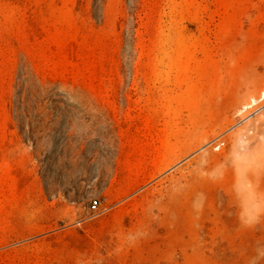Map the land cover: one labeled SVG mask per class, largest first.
<instances>
[{"label":"rangeland","instance_id":"374dc122","mask_svg":"<svg viewBox=\"0 0 264 264\" xmlns=\"http://www.w3.org/2000/svg\"><path fill=\"white\" fill-rule=\"evenodd\" d=\"M0 264H264V0H0Z\"/></svg>","mask_w":264,"mask_h":264},{"label":"built area","instance_id":"2783aa9c","mask_svg":"<svg viewBox=\"0 0 264 264\" xmlns=\"http://www.w3.org/2000/svg\"><path fill=\"white\" fill-rule=\"evenodd\" d=\"M100 205V201L96 198L90 201V207L96 209Z\"/></svg>","mask_w":264,"mask_h":264}]
</instances>
